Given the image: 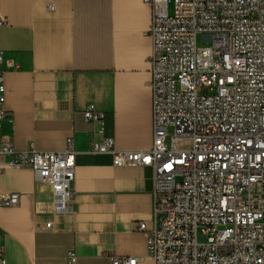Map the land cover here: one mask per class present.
<instances>
[{
	"label": "built area",
	"instance_id": "1",
	"mask_svg": "<svg viewBox=\"0 0 264 264\" xmlns=\"http://www.w3.org/2000/svg\"><path fill=\"white\" fill-rule=\"evenodd\" d=\"M143 3L151 9L152 146L118 151L105 114L89 105L86 151L110 154L118 168L153 170L160 219L151 228L133 224L147 236L153 264H264V0ZM3 64L0 52V162L30 168L64 208L73 196V141L57 152L16 150L3 134L10 121ZM19 201L17 193L0 195V207ZM3 237L0 230V264H7ZM76 261L69 253L68 264Z\"/></svg>",
	"mask_w": 264,
	"mask_h": 264
},
{
	"label": "crops",
	"instance_id": "2",
	"mask_svg": "<svg viewBox=\"0 0 264 264\" xmlns=\"http://www.w3.org/2000/svg\"><path fill=\"white\" fill-rule=\"evenodd\" d=\"M4 56L3 134L16 150L57 152L72 139L75 181L71 201L59 208L48 185L28 167L0 162V195L19 204L0 207L7 264H111L135 257L153 264L147 236L155 215L149 167L113 166L110 154L86 151L90 126L83 111L105 114L118 151L152 146V93L148 35L151 9L143 0H0Z\"/></svg>",
	"mask_w": 264,
	"mask_h": 264
},
{
	"label": "rangeland",
	"instance_id": "3",
	"mask_svg": "<svg viewBox=\"0 0 264 264\" xmlns=\"http://www.w3.org/2000/svg\"><path fill=\"white\" fill-rule=\"evenodd\" d=\"M198 42H199V44H202V45H205V43H208L207 40H205V39L203 40V39H201V37H199Z\"/></svg>",
	"mask_w": 264,
	"mask_h": 264
}]
</instances>
